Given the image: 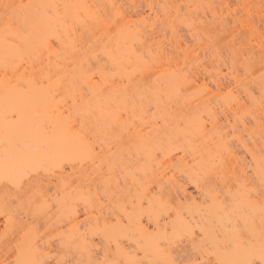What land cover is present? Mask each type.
<instances>
[{
    "label": "bare ground",
    "instance_id": "1",
    "mask_svg": "<svg viewBox=\"0 0 264 264\" xmlns=\"http://www.w3.org/2000/svg\"><path fill=\"white\" fill-rule=\"evenodd\" d=\"M118 1L99 0L97 5L95 0H0V141L7 143L0 150V184L22 181L14 188L22 196L26 192L29 210L38 216L48 218L54 209V264H264V156L250 151L256 186L247 173L249 167L238 162L236 148L232 151L225 137L229 126L234 133L233 124H243L234 105L241 110L245 102L241 92L231 93L240 78L233 71L235 80L225 82L217 79L222 71L208 74L221 95V102L217 100L221 106L211 100L209 87L185 93L198 86L199 78L194 70V75L182 70L174 53L183 50V43L185 50L190 45L177 34L169 52L160 39L147 41L141 24L146 26L152 16L156 20L153 5L148 4L147 15L134 7L126 16ZM188 1L184 0L188 3L184 11L194 13L184 16L185 27L199 43L193 33L196 22L201 32L199 27L205 28L201 16L207 19L208 12L216 16L217 11L206 3V12L198 4L199 16L196 0ZM105 4L112 11L108 18L107 9L102 11ZM219 18L213 21L218 23ZM222 21L221 30L227 26ZM209 23L205 35L215 30ZM253 27L248 29L255 37ZM153 43L160 45L152 48ZM203 45L210 48L209 43ZM241 51L240 60L244 59ZM256 78L255 87L264 96V73ZM246 95L256 111L261 109L262 113H251L252 121L259 123L263 104L252 93ZM222 103L227 110L233 105L234 111L229 112L234 114L215 109ZM212 109L227 114L224 118ZM229 116L238 119L230 124ZM227 163L234 164L230 165L233 172L227 171ZM31 166L53 173L48 176L54 178L53 199L38 188L42 182L38 174L31 176L35 180L21 177L37 172ZM66 168L72 171L68 174ZM76 168L80 177L78 171L72 174ZM73 175L78 178H70ZM24 233L17 234L14 245L8 241L0 247L15 248L14 264H46L43 247L51 246L40 248L34 231ZM184 242L194 257L182 262Z\"/></svg>",
    "mask_w": 264,
    "mask_h": 264
},
{
    "label": "rangeland",
    "instance_id": "2",
    "mask_svg": "<svg viewBox=\"0 0 264 264\" xmlns=\"http://www.w3.org/2000/svg\"><path fill=\"white\" fill-rule=\"evenodd\" d=\"M118 1V0H117ZM168 1V2H167ZM167 1H162V0H131V1H126V0H119L118 2H120L119 4H120V6L122 7V9H125V10H123V12L126 14H128L129 15V13L131 12L132 13V10H134V7H135V9H138L139 11H142V13H143V15H147L148 14V12H149V8H148V4H149V6L150 5H153V7H154V10L156 11V13H158L157 15L158 16H156V20L154 19V18H152V17H150V18H148L147 19V21L148 20H150V21H148L147 22V24H146V26L145 25H142L141 24V28L142 29H144V30H142L143 32H145L144 34H146L145 36H144V38L147 40V41H149V39L148 38H150V40H151V42H156L158 39H160L162 42V44L164 43V45H163V47H166L165 49H167L168 50V52H169V50H170V48L168 47V46H172L171 45V43L174 41V39H178L179 37H180V40L182 39L184 42H186L188 45H190L189 47V49L191 50V48H192V50L190 51L189 49L188 50H185L184 48H185V44L183 43L182 45H183V50L182 51H178V53H174L173 51V53L175 54L174 55V59L176 60H180V64H179V67L180 68H182V70L184 69V71H187V72H191L192 73V75H194V72H195V75L197 76L198 75V86H196L195 85V87H191V89L188 91V92H185V93H188L189 94V92L190 93H192V94H194V92L193 91H195V90H197V92H199L200 91V89L202 90H204L205 88H210V90H212V92L211 93H209V94H213L214 96H213V98L211 97V100L213 101V102H215V101H217V100H220V94H218V90H217V88H216V85H215V82H214V79H213V77H210L211 75H217L216 74V71L217 70H219V71H222V75L221 74H218V76H217V79H218V77H219V79H220V81L222 80V81H233V80H235V79H233V78H235L237 75V77L238 78H240V82H238V83H234L233 85V87H235V85H236V87L235 88H233L234 90H232L233 92H231V93H234L235 95H236V90L237 91H239V92H241V94H240V96H241V98H243L242 100L245 102V106H243L242 108H244V109H241V110H238V109H240V108H237V106L236 105H234L236 108H235V115L237 116V117H241L243 120H244V122H246L245 124H244V122H243V120H242V126L243 125H246L247 126V128H246V126L244 127L243 126V128H245V131L246 132H242V131H244V129L242 128V126L240 125V123H241V121H240V123H238V122H235L238 118H236V117H234L236 120L234 121L235 122V124H233V125H235L234 127H232L231 129H233V131H234V133L232 132V130L230 131V126L228 127V125H227V130L229 129V132H228V135L227 134H225V132L227 133V130H226V128L225 129H223V127L220 129L221 130V132L222 133H224L223 135L225 136V135H227V136H225V137H228L227 139H228V145H231V146H229V147H231V149L233 148L234 149V151H235V148H236V154H237V156L239 157V158H241L240 160L241 161H238V162H241L240 164L242 165V166H244L245 168H246V166L247 167H249V168H246V170L248 171L247 173H248V175H249V173L251 174V178H252V182L253 183H255L256 184V186H258V182H257V180H256V177H255V175L251 172V170H250V168H253L254 167V163H252L253 161L251 160V162H250V157H251V154H250V151L252 152H255L257 155H258V153L259 154H262L261 156L263 157L264 155V112H263V114L262 115H258L259 117H261V123H260V121L258 120V122L259 123H255L254 121L256 120V119H253L254 121H252V118H251V113H252V115H253V113H255L254 115H257V113L258 112H261V109L260 110H257L256 111V107H255V105H251V103L249 102V99H248V96L246 95V93H252L253 94V96H254V98H256V100H259L260 101V103H262L263 105V108H264V96H263V94H261L257 89H256V87H255V84H254V82L255 81H253L256 77L258 78V76H259V74H262V73H264V0H253V1H255V2H253L252 0H244V2H242L243 0H196V2H195V6H197L198 4H200L201 6H202V4H203V6L201 7L202 9H204V11H206L207 12V10H209L208 8L210 7L211 9H212V7H215L216 8V11H217V15L215 16V15H210L209 14V12L206 14L207 16H206V18L207 19H205V17H202L201 15H202V13L200 12L201 11V9H200V7H199V9H200V11H199V9H198V6L196 7L198 10H196V11H199L198 12V14H200L199 16H201V18L203 19L202 21L200 20V22H202L204 25H205V28H203L201 25H199V26H201V27H199V28H201L200 30H201V32H199V30H198V28H197V25H198V23L199 22H196V32H195V30H193V33L195 34V33H197L196 35H198V37L200 38V41H199V43L195 40V39H193V35L192 36H190L191 34H192V31H191V33L189 32L190 30H188L187 29V27H185V21H184V16H186L187 18H188V15L190 14V13H194V11L193 12H190V10H188V12H189V14L187 15V13L185 12L186 11V9L185 8H188V7H186V4H188L189 3V1L187 0V2L188 3H184V0H167ZM186 1V0H185ZM95 2L97 3V5L98 4H100V3H98L99 2V0L98 1H96L95 0ZM117 2V3H118ZM134 3L133 5L134 6H132V3ZM199 2V3H198ZM258 2V3H257ZM125 3V4H124ZM206 3H208L207 5L209 6L208 8H206L207 7V5H206ZM211 3V4H210ZM123 6H122V5ZM199 5V6H200ZM228 5V6H227ZM125 6V7H124ZM173 6V7H172ZM191 6V5H190ZM206 6V7H205ZM212 6V7H211ZM226 6H227V8H226ZM105 8H103L102 9V11L104 10L105 12H106V9H107V12L105 13V14H110L112 11L110 10V8H109V6H107L106 7V4H105V6H104ZM168 7H169V9H168ZM133 8V9H132ZM172 8V9H171ZM174 8V9H173ZM191 7H189V9H190ZM194 8V7H193ZM177 9H178V12H177ZM169 10V11H168ZM173 10V11H172ZM185 10V11H184ZM193 10V9H192ZM109 11H111V12H109ZM179 11H181V13L179 12ZM183 11V12H182ZM223 12V13H221L220 14V12ZM129 12V13H128ZM172 12V13H171ZM174 12H175V14H174ZM123 13V14H124ZM130 13V14H131ZM104 14V15H105ZM108 14L106 15V17L108 18ZM124 14V15H125ZM127 14H126V16H127ZM184 14V15H183ZM186 14V15H185ZM196 14H197V12H196ZM209 14V15H208ZM111 15H112V13H111ZM152 14H150V16H151ZM175 15V16H174ZM183 16V18H182V16ZM193 15V14H192ZM219 15V16H218ZM133 16V15H132ZM179 16H180V18H181V20L183 19V21L181 22V20H180V18H179ZM215 16V17H214ZM109 19H110V21H111V23H112V20L111 19H113V17L111 18V16L109 15ZM134 17L137 19V16H135L134 15ZM133 17V18H134ZM178 17V18H177ZM216 17H221V19L222 20H224V21H222L221 23H227V26L226 27H224V29H222L221 30V27H219L220 25L218 24L219 22H220V18H219V22L218 23H216L217 22V20H218V18H216ZM135 18H134V20H135ZM217 19L216 20V22L215 21H213V20H215V19ZM224 18V19H223ZM234 19V20H233ZM235 19H236V21H235ZM116 20H119V22L121 23V21H120V18H118V19H116ZM185 20H186V18H185ZM136 21V20H135ZM156 21V22H155ZM211 21V24L209 23ZM140 21H138L137 23H139ZM152 22V23H151ZM154 22V23H153ZM214 22V23H213ZM241 22H244V23H242L241 24ZM136 23V24H137ZM141 23V22H140ZM139 23V24H140ZM150 23H151V25H150ZM184 25H183V24ZM209 23V25L208 26H210V29H212V28H214L215 30L213 31V30H208V31H206L207 33H206V35H207V38H208V36H209V34H210V37L207 39L205 36V31L204 30H206V29H208V28H206V26H207V24ZM246 23H249V25H253L256 29H257V32L256 33H254V36L255 37H253L251 34H252V32L251 31H249V29H248V27H251V26H248ZM139 24H137V25H139ZM201 24V23H200ZM246 24V25H245ZM135 25V24H134ZM136 25V26H137ZM151 27H150V26ZM155 25V26H154ZM174 25V26H173ZM176 25V26H175ZM241 25V26H240ZM140 26V25H139ZM138 26V27H139ZM145 27V28H143V27ZM232 26V27H231ZM236 28H235V27ZM212 27V28H211ZM253 27V28H254ZM150 28H153V30L154 31H152V29H150ZM158 28V29H157ZM253 28H251V29H253ZM234 29V31H232ZM150 32H149V31ZM219 30V31H218ZM148 31V32H147ZM151 31L153 32V33H151ZM198 31V32H197ZM224 31H226V32H224ZM254 31V30H253ZM173 32V33H172ZM179 34H178V33ZM210 32V33H209ZM215 32H218L219 33V35H216V33ZM230 32V33H229ZM190 33V34H189ZM203 33H204V36H203ZM214 33V34H213ZM148 34V35H147ZM149 34H151V35H149ZM176 34H177V36H176ZM161 35V36H160ZM165 36V38H164V36ZM174 35L176 36V37H178V38H174L173 39V37H174ZM258 35V36H257ZM146 36H148V37H146ZM173 36V37H172ZM202 36V37H201ZM97 37V36H96ZM256 37H258V38H256ZM171 40H170V39ZM202 38V39H201ZM212 38V39H211ZM256 38V39H255ZM163 39V40H162ZM168 39V40H167ZM173 39V40H172ZM165 40H167V41H165ZM202 40V41H201ZM208 40V41H207ZM256 40V41H255ZM257 40H259V41H261L260 42V44H259V41H257ZM146 41V42H147ZM212 41H213V43H214V46H211V44H213L212 43ZM166 42H167V44H166ZM204 42V43H203ZM256 42H258L257 44H256ZM201 43H202V45L203 44H205V45H208V43L210 44V48L207 46V47H205L204 45L202 46L201 45ZM154 45L152 46V48H156V47H158V45H160V44H158L157 45V43H153ZM198 45V46H197ZM200 45H201V49H202V47H204V49H202L203 50V52L202 51H199V50H201L199 47H200ZM172 48V47H171ZM195 48V49H194ZM211 48H213V49H211ZM247 50L246 52L244 51L243 52V50ZM164 50V49H163ZM196 50V51H195ZM240 50H242L241 51V53L243 54V56H244V59H242V60H240V58H238V55H239V53H240ZM191 52V53H188V52ZM199 51V52H198ZM165 52H167V51H165ZM172 52L170 51V53L172 54ZM184 52H185V54H184ZM198 54V56H193V54L194 55H196V53ZM187 53V54H186ZM203 53H205V54H203ZM169 54V53H168ZM188 54H191L192 56H187ZM210 54V55H209ZM237 54V55H236ZM173 55V54H172ZM206 55V56H205ZM209 55V56H208ZM241 55V54H240ZM175 56H177V57H175ZM218 56V57H217ZM236 56H237V58H236ZM186 57H188V59L186 58ZM197 59V61H196V59ZM198 57V58H197ZM220 57V58H219ZM200 58H202V59H200ZM211 60H210V59ZM241 58H243V57H241ZM192 59V60H191ZM195 59V60H194ZM219 59V60H218ZM220 59H221V61L223 60L224 62L222 63V62H219L220 61ZM199 60V61H198ZM210 60V61H209ZM244 60V61H243ZM196 63H195V62ZM202 61V62H201ZM212 61V62H211ZM184 64H186L187 63V65L188 66H190V67H188L187 65H184ZM199 62V63H198ZM210 62V63H209ZM191 63V64H190ZM202 63V64H201ZM198 64V65H197ZM211 64V65H210ZM192 65V66H191ZM185 66H187L188 68H189V70H188V68L187 67H185ZM192 68V69H191ZM197 68V70H195ZM203 68V69H202ZM201 69V70H200ZM221 69V70H220ZM191 70H194V72L193 71H191ZM199 70V71H198ZM196 71H198V73L196 72ZM209 71H211L212 72V74H211V72L209 73ZM219 71H217V72H219ZM235 72V73H233V72ZM190 73V74H191ZM232 73L233 74H237L236 76H233L232 77ZM208 74H210V76H208ZM147 75V74H146ZM240 76V77H239ZM147 77V76H146ZM221 77V78H220ZM225 77V78H224ZM215 78V80H217L216 79V77H214ZM257 78H256V80H257ZM260 78V77H259ZM213 79V80H212ZM226 79V80H225ZM237 81H238V79H237ZM235 82V81H234ZM194 86V85H193ZM208 88V89H209ZM236 89V90H235ZM199 90V91H198ZM207 90V89H206ZM223 91H224V89H223ZM203 92V91H202ZM201 92V93H202ZM61 93V92H60ZM66 93V92H65ZM200 93V92H199ZM217 93V95H215ZM218 95H219V97H218ZM59 96H61V94L59 95ZM65 97H66V95H64ZM215 96H217V97H215ZM224 95H222V98L224 99V97H223ZM228 97H230V93H229V95H227ZM231 96H232V94H231ZM226 97V96H225ZM63 98V97H62ZM67 98V97H66ZM64 99V98H63ZM68 100H69V98H68ZM61 101V100H60ZM63 101V100H62ZM223 101V100H222ZM218 102V101H217ZM220 102H221V100H220ZM220 102H218L219 103V106H221L220 104ZM212 103V102H211ZM214 104H217V103H214ZM213 104V105H214ZM223 104V103H222ZM218 105V104H217ZM216 105V106H217ZM216 106H214L215 107V109H217V108H221V109H223V106H225L224 104L222 105V107H216ZM228 107H230L229 105H227ZM234 106L232 105V107L234 108ZM213 107V106H212ZM232 107H231V109H232ZM255 107V108H254ZM219 110V111H215L214 109H212V110H214L213 112H215V114H216V112H220V111H223V110H227L228 108L227 107H225L223 110ZM230 108H229V110L230 111H234V110H231ZM225 110V111H226ZM229 110H227L226 112H228V114H227V116L229 115V113L230 114H234L233 112L231 113V112H229ZM255 110V111H254ZM264 110V109H263ZM262 110V111H263ZM225 111H223L224 113H225ZM262 113V112H261ZM222 114V113H221ZM221 114L219 115V114H216V115H218V116H221ZM226 114H224V115H226ZM216 115H215V117H216ZM223 115V114H222ZM223 115V116H224ZM257 116V117H258ZM253 117V116H252ZM258 117V118H259ZM224 118H225V116H224ZM231 118V116H229V119ZM233 118V119H234ZM218 119H223V117L221 118V117H218ZM233 119L231 120V122H229L230 124H232L233 123ZM241 120V119H240ZM223 122H224V120H222ZM257 121V120H256ZM219 122V124L220 123H222V124H225V123H223V122H220V121H218ZM221 125V124H220ZM221 127V126H220ZM239 128V129H238ZM242 128V129H241ZM251 129V131H253V132H251V131H248V129ZM217 129H219V128H217ZM222 129H223V131L224 130H226L225 132H223L222 131ZM237 129L239 130V131H237ZM249 129V130H250ZM242 130V131H241ZM240 131H241V133H240ZM248 131V132H247ZM230 132H232L231 134H229ZM249 132H251V133H253V134H251V133H249ZM238 133H240V135L238 134ZM256 134V135H255ZM229 135H231V136H229ZM242 135V136H241ZM249 135H251L253 138H252V140H254V139H256V140H254V141H252L251 139H249V138H251V137H249ZM244 137V138H243ZM232 140H230V139ZM238 138H241V139H243V140H241L243 143H245L246 142V144H248V145H246V147H247V149L248 150H246L244 147L245 146H243V143H242V146H240V143L241 142H238L239 140H238ZM226 139V138H225ZM226 139V140H227ZM250 141L252 142V143H250ZM256 142V143H255ZM238 143V144H237ZM251 145H250V144ZM254 144V145H253ZM255 144H256V146H255ZM245 145V144H244ZM240 146V147H239ZM255 149H254V148ZM258 147V148H257ZM7 148V143L4 141V140H2V141H0V150H5ZM245 150H244V149ZM233 149H232V151H233ZM252 149V150H251ZM254 149V150H253ZM257 151V152H256ZM248 152V153H247ZM252 152V153H253ZM234 153V152H233ZM254 153V154H255ZM2 154V153H1ZM235 154V153H234ZM236 156V157H237ZM237 157V158H238ZM244 158V159H243ZM239 160V159H238ZM245 160V161H244ZM227 161V160H226ZM225 161V162H226ZM242 161H243V163H242ZM228 163H229V161H227ZM246 164H245V163ZM227 163V164H228ZM226 164V165H227ZM232 163H230V165H231ZM243 164H245V165H243ZM229 164H228V167L227 168H229V169H227V168H225V169H227V171L229 170V171H231V172H233L232 171V169H231V166H234V164H232L231 166H230ZM230 166V167H229ZM236 166V165H235ZM226 167V166H225ZM46 167H44V169H45ZM67 168H68V166H67ZM66 168V169H67ZM233 168V167H232ZM237 168V167H236ZM31 169H35V167L34 166H31ZM43 168L41 169V168H38L36 171L37 172H34V170H33V172H31L30 171V173L28 172V174H23V176H21L22 178L25 176H30V177H28V178H32L31 176H33V173H34V176H37L36 174H38V178H40V180L42 181V182H46V185H44V183H42V182H40L41 184H39L38 185V188H41L42 189V191L43 190H46L45 192L46 193H48V195H50V196H48V197H50V199H51V197H52V199L54 198V178H52V177H48V176H54L53 175V173L51 172L50 173V170H48L47 171V168H46V171L44 170ZM70 169V168H69ZM69 169H67V173L69 174V172L68 171H72V169L71 170H69ZM77 169V168H76ZM231 169V170H230ZM249 169V170H248ZM233 170H235L234 172L235 173H237V174H239L238 173V170H236V169H234L233 168ZM17 172H19L18 170H16ZM78 171V169L75 171V170H73V173L72 174H74V172H77ZM224 171H226V170H224ZM226 171V172H227ZM47 173H49V174H52V175H49V174H47ZM70 173V176L72 175ZM78 173H79V171L77 172V174H76V176H78V177H80L79 175H78ZM29 174H31V175H29ZM47 174V175H46ZM230 175V174H229ZM19 176V177H20ZM20 177V178H21ZM25 177H24V179H25ZM77 177V178H78ZM35 178V177H34ZM37 177H36V180H39ZM50 178V182L52 183H50L51 184V186H48V185H50V184H48V179ZM70 178H75L74 177V175L72 176V177H70ZM77 178H75V179H77ZM229 178H231V177H228L227 179H229ZM19 179V178H18ZM27 179V178H26ZM25 179V180H26ZM33 179V178H32ZM213 179V178H212ZM215 179V178H214ZM217 179V178H216ZM215 179V180H216ZM21 179H19V181H20ZM23 180V179H22ZM33 180H35V179H33ZM80 180H82V178H80ZM209 180L211 181V179L209 178ZM4 181V180H3ZM2 181V182H3ZM18 181V182H19ZM24 181V180H23ZM76 180H74L73 182H75ZM217 181V180H216ZM222 181V180H221ZM228 181V180H227ZM1 182V184H0V187H2V188H4V190L6 191L4 194L2 193H0L1 195H0V244H1V242L2 243H8V241L9 242H11V244L12 245H14L16 242V240L18 239V235L19 234H21V233H26V231H28V232H30V231H34L35 232V235H36V238L37 239H39V240H37V241H39L40 243H41V245L39 246L40 248L41 247H43L42 246V244H44V245H46L47 243V245H49V246H45V247H50V248H44L43 247V249H44V251L46 252V256H44L43 257V260H45L48 264H54V209L52 208L51 210H53L52 211V213H49L50 214V217H48V218H46V216L44 217V214H42V217H41V215L39 214V216H38V214L36 215V214H34V213H32V212H30V210H29V207H28V197L26 196V192H25V196H22L21 195V190H18V191H20V192H18L15 188H16V186L19 184V186H20V184L22 183V181H20L21 183H18L17 185L15 184V185H12V183H8V180H7V182L6 181H4L3 183ZM77 182V181H76ZM75 182V183H76ZM97 182V181H96ZM95 182V183H96ZM213 182V181H212ZM211 182V184L212 185H214L213 183ZM223 182V181H222ZM229 182V181H228ZM231 183H232V180L230 181ZM216 184V186H217V184H219L220 183V180H219V177H218V181L217 182H215ZM3 184V185H2ZM77 184H79V183H77ZM97 184V183H96ZM229 184V183H228ZM254 184V185H255ZM2 185V186H1ZM22 185V184H21ZM44 186V187H41V186ZM80 185H81V183H80ZM79 185V186H80ZM214 185V186H215ZM223 185V187H225L224 186V183H221L220 184V186H222ZM14 186H15V188H14ZM48 186V187H47ZM82 186V185H81ZM215 186V187H216ZM219 185H218V187L217 188H219L220 187ZM37 188V187H36ZM36 188H34L33 190H36ZM85 188V187H84ZM221 188V187H220ZM219 188V189H220ZM17 189H19V188H17ZM21 189H22V187H21ZM188 189H189V191L191 190V192H192V194L194 195H196L197 194V191L195 190V188L192 186V185H189L188 184ZM0 190H1V188H0ZM2 191V190H1ZM16 191L18 192L17 194H16ZM22 191H24V190H22ZM32 191V190H31ZM30 191V192H31ZM38 190H36V192H37ZM4 192V191H3ZM15 192V193H14ZM27 192H29V191H27ZM29 192V193H30ZM33 192V191H32ZM38 192H40V191H38ZM28 193V194H29ZM44 193V192H43ZM42 193V194H43ZM6 194V195H5ZM20 194V195H19ZM33 194H34V192H33ZM20 197H19V196ZM41 195V194H40ZM46 195V194H45ZM29 196V195H28ZM30 196H31V194H30ZM29 196V197H30ZM35 196V195H34ZM37 196V195H36ZM42 196V195H41ZM4 197H7V198H4ZM42 197H44V196H42ZM47 197V198H48ZM32 198V197H31ZM30 198V199H31ZM2 199H6L5 201L4 200H2ZM45 199H46V197H45ZM49 200V199H48ZM47 200V201H48ZM122 200V199H121ZM120 200V201H121ZM50 201V200H49ZM53 202V201H52ZM51 202V203H52ZM119 202V201H118ZM53 204H54V202H53ZM53 205L51 204V207H52ZM110 206V205H109ZM54 207V206H53ZM81 209V208H80ZM111 209H112V206H111ZM51 210H49V212H51ZM82 210V209H81ZM80 210V212H81V215H82V217H84V212L82 213V211ZM81 217V218H82ZM13 218H15V219H13ZM12 219H13V221L15 222V224L17 223L18 224V226H16V228H15V226L13 227L12 226ZM14 225V224H13ZM22 225V226H21ZM20 226V227H19ZM19 228H21V229H19ZM20 232V233H19ZM19 233V234H18ZM24 233V234H25ZM18 234V235H17ZM33 235V234H32ZM38 236V237H37ZM15 242V243H14ZM40 243H38V244H40ZM50 243V244H49ZM10 244V243H9ZM184 245H185V247L187 248V246L188 245H186V243L184 242L183 243V247H184ZM11 247V248H10ZM183 248L184 249V251H183V253H182V255H181V259H183L182 260V262L184 261H190V260H192V257H194V255H193V253H192V250H190V248H189V246H188V248L186 249V248ZM1 248V247H0ZM8 248H10V249H6L5 248V250L3 249V248H1V250H0V264H14V258H15V248H13L11 245L8 247ZM186 249V250H185ZM57 252V251H56ZM59 252V251H58ZM44 253V252H43ZM55 255H56V253H55ZM193 255V256H192ZM73 257H75V256H73ZM77 257V256H76ZM76 257H75V259H76ZM74 258H73V260H75ZM180 259V260H181ZM186 259V260H185ZM44 261V263H46ZM46 263V264H47ZM189 263V262H188ZM257 264H259V263H257Z\"/></svg>",
    "mask_w": 264,
    "mask_h": 264
},
{
    "label": "snow or ice",
    "instance_id": "3",
    "mask_svg": "<svg viewBox=\"0 0 264 264\" xmlns=\"http://www.w3.org/2000/svg\"><path fill=\"white\" fill-rule=\"evenodd\" d=\"M7 7V6H6Z\"/></svg>",
    "mask_w": 264,
    "mask_h": 264
}]
</instances>
